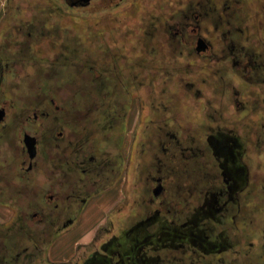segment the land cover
<instances>
[{"label":"flooded vegetation","instance_id":"flooded-vegetation-1","mask_svg":"<svg viewBox=\"0 0 264 264\" xmlns=\"http://www.w3.org/2000/svg\"><path fill=\"white\" fill-rule=\"evenodd\" d=\"M95 1L0 23V264H43L108 191L64 264H264V0Z\"/></svg>","mask_w":264,"mask_h":264},{"label":"rangeland","instance_id":"rangeland-1","mask_svg":"<svg viewBox=\"0 0 264 264\" xmlns=\"http://www.w3.org/2000/svg\"><path fill=\"white\" fill-rule=\"evenodd\" d=\"M10 0H2V9L0 10V23H2L9 13V2ZM115 0H96L94 7L105 8L108 4L113 3ZM136 1L134 6L130 11H126L127 23L136 15ZM70 18V17H68ZM85 21L80 23L77 27L76 33L79 35L81 41L92 39L93 35L100 36V39L103 40L106 36H111V39L114 38L112 35V25L114 22H118L123 18V15L120 13L111 12L104 16H81ZM126 19V18H125ZM1 27V26H0ZM94 32L95 34H92ZM94 40H98L94 36ZM101 46L105 43L100 41ZM103 56V55H102ZM98 57H101L100 54L95 53V60ZM100 60V59H98ZM133 110L135 107H132ZM134 116L136 111H134ZM133 116V119H134ZM132 119V118H131ZM130 129V128H129ZM130 138V137H129ZM128 138V142L129 139ZM108 194V195H107ZM113 195L109 194V191L102 194V196L95 198L92 203L89 204L86 212L79 220L77 226L72 230L55 237L52 242H50L45 250V261L41 263L45 264H64L67 262L73 254H81L86 252V248L91 239L95 238L98 232V225H107L109 221L108 214L115 211L118 203L112 197ZM103 197V198H102ZM111 197V199H109Z\"/></svg>","mask_w":264,"mask_h":264}]
</instances>
